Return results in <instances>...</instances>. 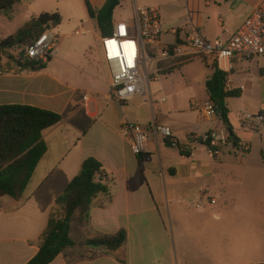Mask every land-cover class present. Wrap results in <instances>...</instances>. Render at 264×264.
<instances>
[{
	"label": "crops",
	"instance_id": "crops-1",
	"mask_svg": "<svg viewBox=\"0 0 264 264\" xmlns=\"http://www.w3.org/2000/svg\"><path fill=\"white\" fill-rule=\"evenodd\" d=\"M107 1L22 0L11 13L12 19L29 16V22L45 13H58L62 22L52 30L56 40L46 69L37 74H0V106L36 107L63 119L43 133L47 153L23 197L0 199V264H27L38 254L39 238L56 200L90 157L103 165L110 194L97 198L89 221L82 223L79 211L74 214L70 236L76 245L51 264H178L167 225L173 216L192 217L195 251L204 244L218 245L219 254L204 263H264V127L259 135L244 131L240 123L242 114L264 112V55L236 60L230 75L233 91L241 93L227 99L230 123L234 135L250 143L249 151L226 148L213 157L204 145L195 143L189 155H183L157 139L153 126L171 128L179 145L187 148L192 135L227 130L220 116L207 119L191 106L193 100H209L206 82L214 68L203 59L186 63L173 59L165 63L160 80L151 83V102L145 104L137 97L122 106L112 96L102 34L87 5L99 10ZM263 2L123 0L113 16L115 23L131 19L139 7H155L164 21L163 43L183 45L198 35L227 42ZM0 19L7 25L12 21L5 15ZM103 68L107 74L100 77ZM92 73L89 86L86 78ZM128 119L145 130L146 154L141 158L120 134ZM206 188L212 190L216 205H207L201 197ZM242 201L243 208H236ZM121 231L127 241L114 253L85 246L89 239Z\"/></svg>",
	"mask_w": 264,
	"mask_h": 264
},
{
	"label": "trees",
	"instance_id": "trees-1",
	"mask_svg": "<svg viewBox=\"0 0 264 264\" xmlns=\"http://www.w3.org/2000/svg\"><path fill=\"white\" fill-rule=\"evenodd\" d=\"M22 0H0V16L9 19L15 7ZM123 0H108L99 10L88 5L89 16L97 21L102 36H112L114 31V13ZM62 19L58 13H45L32 19L16 33L0 41V74H37L47 68L50 58L44 62L33 60L26 55V49L47 30H53L61 25ZM20 48L19 56L10 55V50ZM208 97L216 108H221V121L231 132V111L227 99L238 98V91H225V74L213 69L206 82ZM62 115L24 105L0 106V199L6 196L20 200L27 190L40 161L47 153V144L43 133L59 124ZM188 156L189 151L181 152ZM141 158V157H140ZM79 174L70 182L65 191L55 202L48 225L39 238V252L27 264H51L65 250L73 248L76 243L70 236L71 222L74 214L80 212L82 223L89 221L95 201L101 195L110 194V180L103 170V165L95 158H87L80 168ZM127 241L124 231L114 236H103L89 239L85 246L102 247L110 254L122 248Z\"/></svg>",
	"mask_w": 264,
	"mask_h": 264
},
{
	"label": "built area",
	"instance_id": "built-area-1",
	"mask_svg": "<svg viewBox=\"0 0 264 264\" xmlns=\"http://www.w3.org/2000/svg\"><path fill=\"white\" fill-rule=\"evenodd\" d=\"M161 16L158 8L139 7L131 19L114 23L112 36L100 38L104 61L111 75V93L122 106L133 102L137 97H142L145 104L151 102V83L160 80L166 71L165 63L173 59H181L184 63L203 59L208 67L225 74V91L233 92L230 75L235 61L251 60L264 55V2L245 19L227 42H212L198 35L183 45H168L163 43L165 28ZM76 34L79 35L80 32ZM54 40L56 38L52 30H47L26 49V55L30 59L46 62L53 55ZM87 98L84 96V100ZM191 106L207 119H216L219 116L215 104L210 100H193ZM240 123L244 131L260 135L264 127V112L242 114ZM153 131L157 139L164 140L166 145L183 153L191 151L195 143L204 145L213 157L221 155L226 148L241 153L250 149V143L235 140L228 129L200 136L192 135L188 148L179 145L172 129L167 126L154 124ZM120 134L130 143L137 157L146 154L145 130L141 125L129 119L125 120L121 125ZM201 195L207 205H216L211 189H203ZM196 206L200 207L199 204Z\"/></svg>",
	"mask_w": 264,
	"mask_h": 264
},
{
	"label": "rangeland",
	"instance_id": "rangeland-1",
	"mask_svg": "<svg viewBox=\"0 0 264 264\" xmlns=\"http://www.w3.org/2000/svg\"><path fill=\"white\" fill-rule=\"evenodd\" d=\"M120 13L122 14L123 11L121 10ZM12 17V15H10ZM128 15H126L127 17ZM28 19L30 20L29 16L28 18L25 17V15L19 16L16 19H12V21L7 25L3 23V21L0 19V34L4 35V38H7L10 35V32L17 31L23 24H25ZM20 48H15L14 50H10L8 52V55L5 57V61H9L10 55H13L15 57L19 56L21 53ZM198 60V59H197ZM107 74L106 68H103L99 71L100 77H105ZM94 76V73L87 76V85L92 86L91 78ZM163 76V75H162ZM86 86L85 88H87ZM105 87V86H104ZM88 89H86L87 91ZM252 205H254L256 202L253 200H248ZM242 202L238 204L236 208H243ZM259 206V203L257 204ZM181 207V206H177ZM183 210L186 209L185 205H182ZM167 225L169 227V241L171 244V249L173 250L174 257L178 264H206L203 262V260H208L210 257H216L219 254V248L218 245H207L204 244V246H201V248L197 251H195V243L196 239L191 236V219H179L178 217L173 216L172 218H169L167 221ZM203 251V254H202ZM207 251V253H205ZM206 256V257H204ZM211 259V258H210Z\"/></svg>",
	"mask_w": 264,
	"mask_h": 264
},
{
	"label": "water",
	"instance_id": "water-1",
	"mask_svg": "<svg viewBox=\"0 0 264 264\" xmlns=\"http://www.w3.org/2000/svg\"><path fill=\"white\" fill-rule=\"evenodd\" d=\"M217 112H218L219 115H221L222 111H221L220 107L217 108Z\"/></svg>",
	"mask_w": 264,
	"mask_h": 264
}]
</instances>
